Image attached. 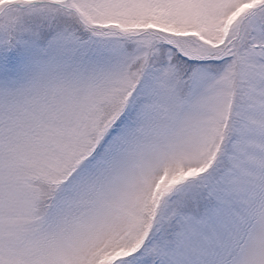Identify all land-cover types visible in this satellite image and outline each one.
Masks as SVG:
<instances>
[{"label": "snow or ice", "instance_id": "1", "mask_svg": "<svg viewBox=\"0 0 264 264\" xmlns=\"http://www.w3.org/2000/svg\"><path fill=\"white\" fill-rule=\"evenodd\" d=\"M0 264H264V0H0Z\"/></svg>", "mask_w": 264, "mask_h": 264}]
</instances>
